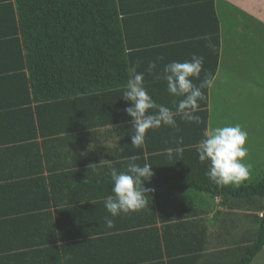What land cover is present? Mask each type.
Here are the masks:
<instances>
[{
    "label": "trees",
    "instance_id": "1",
    "mask_svg": "<svg viewBox=\"0 0 264 264\" xmlns=\"http://www.w3.org/2000/svg\"><path fill=\"white\" fill-rule=\"evenodd\" d=\"M229 24L233 50L244 42L264 53V21L231 0H0V171L29 169L18 180L0 175V203H15L0 208V244L7 243L0 264H124L122 254L139 250L157 253L153 264H251L264 248V176L217 187L196 151L210 124V86L231 48V36H223ZM193 54L203 66L192 82L206 81L195 113L200 121L177 116L176 128L149 129L142 148H134L129 103L121 98L130 68L144 73L157 104L175 111L183 97L167 92L163 67ZM104 138L119 148L113 162L96 166L86 154L66 162L70 147L79 154L75 145ZM132 161L152 164L145 187L168 206L183 196L184 213L169 207L160 228L139 227L121 214L112 217L117 227L106 228L109 167L123 171ZM216 199L222 209L209 218ZM234 214L256 230L231 242L221 235Z\"/></svg>",
    "mask_w": 264,
    "mask_h": 264
},
{
    "label": "clouds",
    "instance_id": "2",
    "mask_svg": "<svg viewBox=\"0 0 264 264\" xmlns=\"http://www.w3.org/2000/svg\"><path fill=\"white\" fill-rule=\"evenodd\" d=\"M203 66V57L193 54L184 62L171 61L163 67V80L167 84L170 95L183 97L175 106V111L163 104H157L144 87V73H138L135 66L130 68L131 78L122 91L121 98L129 103L124 112L131 117V145L142 148L145 135L149 129L161 126L176 128V117L182 121L199 122L196 115L198 101L203 99L201 89L206 81L199 86L192 82L198 78ZM156 67L155 62L149 64L148 71ZM247 133L239 125L210 127L197 145L196 151L201 163H207L205 176L217 187L240 186L250 176L251 165L244 163L247 149L244 147ZM182 139V138H181ZM181 141H178V143ZM169 159H173V150H166ZM108 159H101L107 161ZM112 187L111 193L104 200V207L109 216L104 217L106 228L114 227L112 217L121 214L129 215L143 209L147 204V196L153 189L145 187L154 175L152 164L143 166L129 162L123 171L109 167ZM83 203V202H82ZM260 214V213H259Z\"/></svg>",
    "mask_w": 264,
    "mask_h": 264
},
{
    "label": "rangeland",
    "instance_id": "3",
    "mask_svg": "<svg viewBox=\"0 0 264 264\" xmlns=\"http://www.w3.org/2000/svg\"><path fill=\"white\" fill-rule=\"evenodd\" d=\"M260 21H264V0H232ZM243 3V4H241ZM256 8H255V7ZM222 7H224L222 5ZM253 7V8H252ZM242 8V7H240ZM232 27L222 30L225 41L231 36L230 49L222 54L217 73L209 91V128L239 125L247 133L244 163L250 164V176L245 182L264 176V53L259 48L244 47L233 50ZM224 46L222 47V51ZM232 49V50H231ZM264 202V199L262 200ZM261 215V213H260ZM221 237L235 242L239 236L256 230V224L240 219L237 214L224 219ZM220 225L222 222H219ZM216 228V227H215ZM251 264H264V249Z\"/></svg>",
    "mask_w": 264,
    "mask_h": 264
},
{
    "label": "crops",
    "instance_id": "4",
    "mask_svg": "<svg viewBox=\"0 0 264 264\" xmlns=\"http://www.w3.org/2000/svg\"><path fill=\"white\" fill-rule=\"evenodd\" d=\"M251 1V0H249ZM263 1V0H262ZM232 3H234L232 0H231ZM243 4V3H241ZM244 5V4H243ZM237 6H239L237 4ZM239 7H242L241 9L246 11L248 14H250L247 10H245V8L247 7H244V6H239ZM255 7V6H254ZM253 8V7H252ZM256 8V7H255ZM251 15V14H250ZM217 73V72H216ZM103 128V127H101ZM104 128H110V127H104ZM109 140V138H104L103 140H98V142L94 139L91 140V145H89V147L87 146H84V147H77L76 145L74 146L75 148H77L78 150H80V153L78 154V152H74V149H73V146L70 147L68 150V152L66 153L67 156H65V160L67 163H71L72 160H68V159H71L73 158V156H75L74 158H77L79 156H83V155H89L91 156L92 158H95V165L97 166L96 163H99L101 159H108L107 161H102V164H106V162H113L112 159L110 158V155H115L116 154V151L119 149V148H115L111 143L112 142H108L107 141ZM57 143V141L55 142ZM57 144L60 145V147L62 146L61 142H58ZM82 146V144H81ZM63 147H66L63 145ZM117 149V150H116ZM86 150H89L91 151L89 154L88 152H86ZM53 152H54V149H53ZM55 153V152H54ZM53 153V154H54ZM56 156L54 155V157L52 158L53 161L55 162H58L60 161L61 159H56L55 158ZM113 160H117V159H113ZM44 163V162H43ZM53 165V164H51ZM28 167L27 168H24L22 167L21 165L18 166V168L16 170H4L3 172L0 171V175H5L7 174V176L9 177L10 175H16V179L15 180H18L20 178H23V177H26L27 176V173H28ZM121 171V170H120ZM46 170L44 171L45 175L46 174ZM22 176V177H20ZM11 177V176H10ZM4 182H10V181H4ZM153 189V191H151V196L149 195L148 197V200H147V205L144 207V210H145V215L142 216V217H139L137 218V214L138 213H131L129 214L130 218L127 222L128 223H135V224H139V225H136V226H139V227H144V228H151V227H154V226H157L158 228H160L163 223H166L167 222V216L169 215L168 212H166V209H169V207H171L173 210H175V207H177V205H179V211H175L174 213H184L183 209H185L184 206H182L183 204V196L179 197V198H175L171 204V206H168L166 203V200L164 199V204H162L161 202V199L159 198V195H158V190L157 189H154V188H151ZM162 195V193H160ZM165 197V196H164ZM162 198V196H161ZM160 199V200H159ZM219 201V199H216V201L213 202V207H212V211L208 214L209 218L212 217L213 213L216 211V210H221V206H219L217 204V202ZM13 205H15V203H8V202H5L4 204L0 203V208L3 209V207H13ZM159 210V212H158ZM237 212V211H236ZM232 217V216H231ZM229 217V218H231ZM117 222H120V221H114V227H117L118 223ZM159 234H161V229H159ZM4 235V234H3ZM214 237H216V235H214ZM211 239H209L210 241ZM1 246H6L7 243H1L0 244ZM264 249V248H263ZM1 251V250H0ZM132 253V256H130L131 254H128V256H126L125 254H122V258L124 259L123 262H125L124 264H153L155 259L154 257H156L155 255H158L157 253H154L152 252L151 250H146V251H142V250H139L135 253L133 252H130ZM102 257V256H101ZM132 258V259H130ZM163 260H166V256H163L162 257ZM103 258H99V260H101V262H104V260H102ZM109 259L107 258V260H105L104 263L108 262ZM92 262V261H90Z\"/></svg>",
    "mask_w": 264,
    "mask_h": 264
}]
</instances>
